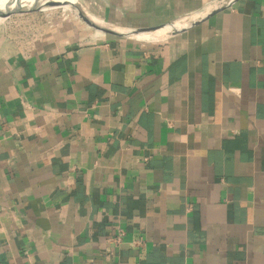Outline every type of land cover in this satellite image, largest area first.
Listing matches in <instances>:
<instances>
[{
    "label": "crops",
    "instance_id": "obj_1",
    "mask_svg": "<svg viewBox=\"0 0 264 264\" xmlns=\"http://www.w3.org/2000/svg\"><path fill=\"white\" fill-rule=\"evenodd\" d=\"M40 19L0 17V264H264V0Z\"/></svg>",
    "mask_w": 264,
    "mask_h": 264
},
{
    "label": "bare ground",
    "instance_id": "obj_2",
    "mask_svg": "<svg viewBox=\"0 0 264 264\" xmlns=\"http://www.w3.org/2000/svg\"><path fill=\"white\" fill-rule=\"evenodd\" d=\"M22 1L26 2L25 7H27L33 0H22ZM40 1L44 2L45 0H40ZM55 1L65 2L62 5H60V7H62L63 9H67V10H71V11H78L79 10L77 7V3H80L79 0H55ZM226 1L227 0H222L220 2H218V0L211 1L207 4H205L204 7L201 9V11L198 13H191V14L184 15V16L180 17L178 20H174L173 22L167 23L164 26H161V27L156 28L154 30L131 34V37L141 38V40L150 41V42L160 41L162 39L167 38L169 35L176 32L177 30L182 29L183 27L188 25V23L193 21L194 19L204 15L209 10L218 7L220 4H223ZM0 4L2 5V8H3L2 12H5V13H8L11 9L15 8L16 6L24 7V5L19 4V2L16 0H0ZM52 6H53V4H48V3L47 4L44 3L43 5H41V7H44V10H46L47 8H50ZM0 17L2 18L4 16H0ZM90 18L100 25L110 27V28L117 30V31H124L126 29V28L123 29V27L118 26L114 23H110V22L102 19L98 15L90 14Z\"/></svg>",
    "mask_w": 264,
    "mask_h": 264
},
{
    "label": "rangeland",
    "instance_id": "obj_3",
    "mask_svg": "<svg viewBox=\"0 0 264 264\" xmlns=\"http://www.w3.org/2000/svg\"><path fill=\"white\" fill-rule=\"evenodd\" d=\"M132 1L135 2L138 0H135V1L132 0ZM211 1H214V0H207V3L211 2ZM220 1H222V0H218V2H220ZM59 2H61V1H59ZM79 2L81 3L80 5H82L81 7L84 8L86 12H88L89 14H94V15H97V13L103 14V15H106V14L108 15L109 13L120 14V11H116L114 13L113 7L114 6L116 8L118 7V9L121 10L125 5L130 3L129 0H79ZM225 3H223V4H225ZM48 4H51V3H48ZM52 4H54V3H52ZM220 5H222V4H220ZM32 12H37L39 17H41L39 23L36 20L32 21L33 23H35L34 24L35 27H33V29H32L34 31H37V25L36 24H40V26L44 25V26L53 27L59 22H67V23L69 22V23H74V24L79 25V26L88 27L87 26L88 22L84 21L81 18L78 11H71V10L63 9L62 7H60V5H55V4L52 7L47 8L46 10H44V8L34 9V10H29V11L11 13L8 16L15 15L16 17H25V16H27V14L30 15V13H32ZM179 18H177L176 20H178ZM119 26H121V25H119ZM90 28H91V26H90ZM123 28L125 29L127 27L123 26ZM27 29H28V27L25 29V31ZM139 39H141V38H139Z\"/></svg>",
    "mask_w": 264,
    "mask_h": 264
},
{
    "label": "water",
    "instance_id": "obj_4",
    "mask_svg": "<svg viewBox=\"0 0 264 264\" xmlns=\"http://www.w3.org/2000/svg\"><path fill=\"white\" fill-rule=\"evenodd\" d=\"M16 1H18L19 4L24 5V7L16 6L15 10L13 12H22V11H29V10H34V9H41V5L44 3H51V4L54 3L55 5H62L63 3H65V2L55 1V0H45L44 2H41L40 0H33L27 7H25L26 2H23L22 0H16ZM80 4L81 3H77V7L79 9L78 13L81 16V18L84 21H87L88 23H90L95 28H97L101 31L107 32V33L120 35V36H127V35L135 34L138 32H147V31H151V30H154L156 28H159V27H145V28H139V29H129V30H124V31H117V30H114L110 27L100 25V24L96 23L95 21H93L90 18V14L88 12H86L85 9L82 8L81 7L82 5H80ZM9 14L10 13H5V12L0 11V16L5 17Z\"/></svg>",
    "mask_w": 264,
    "mask_h": 264
},
{
    "label": "built area",
    "instance_id": "obj_5",
    "mask_svg": "<svg viewBox=\"0 0 264 264\" xmlns=\"http://www.w3.org/2000/svg\"><path fill=\"white\" fill-rule=\"evenodd\" d=\"M6 17V16H5ZM7 17H8V15H7ZM122 233H120V235H121ZM120 240V236H117L116 237V241H119Z\"/></svg>",
    "mask_w": 264,
    "mask_h": 264
}]
</instances>
